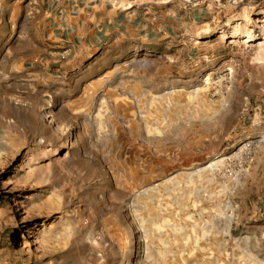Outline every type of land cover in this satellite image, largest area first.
I'll use <instances>...</instances> for the list:
<instances>
[{"label": "rangeland", "instance_id": "1", "mask_svg": "<svg viewBox=\"0 0 264 264\" xmlns=\"http://www.w3.org/2000/svg\"><path fill=\"white\" fill-rule=\"evenodd\" d=\"M193 5L84 58L0 44V264H264V0Z\"/></svg>", "mask_w": 264, "mask_h": 264}, {"label": "crops", "instance_id": "2", "mask_svg": "<svg viewBox=\"0 0 264 264\" xmlns=\"http://www.w3.org/2000/svg\"><path fill=\"white\" fill-rule=\"evenodd\" d=\"M193 11L213 8L223 11L236 0H193ZM241 1V0H240ZM133 0H0V44H7L5 56L28 59L29 25H36L46 56L68 55L79 58L91 55L108 44L122 40H147L159 32L166 36L173 21L188 23L186 7L192 0H146L136 5ZM199 4V5H197ZM194 20L196 15L194 14ZM20 19L21 25L17 23ZM4 29V32L1 30ZM145 42V41H143ZM33 45L38 41L32 40ZM64 50V51H63ZM63 51V52H62ZM62 52V53H61ZM84 58V57H83Z\"/></svg>", "mask_w": 264, "mask_h": 264}, {"label": "bare ground", "instance_id": "3", "mask_svg": "<svg viewBox=\"0 0 264 264\" xmlns=\"http://www.w3.org/2000/svg\"><path fill=\"white\" fill-rule=\"evenodd\" d=\"M261 21H264V18L263 19H261ZM247 26V24H242V27H246ZM254 39H256L255 38V34H252V33H248L247 35H246V38H245V40H243L244 42H250V41H252V40H254Z\"/></svg>", "mask_w": 264, "mask_h": 264}]
</instances>
